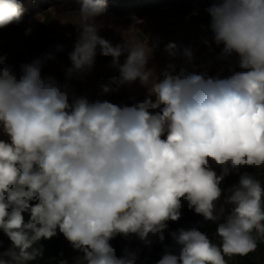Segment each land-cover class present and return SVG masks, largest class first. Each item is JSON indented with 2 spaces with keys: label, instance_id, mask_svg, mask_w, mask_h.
Segmentation results:
<instances>
[{
  "label": "clouds",
  "instance_id": "1",
  "mask_svg": "<svg viewBox=\"0 0 264 264\" xmlns=\"http://www.w3.org/2000/svg\"><path fill=\"white\" fill-rule=\"evenodd\" d=\"M206 11L222 46L217 59L232 66L224 78L171 62L178 55L171 42L157 75L145 42L113 46L99 35L105 0H81L64 84L42 75L51 53L22 64L19 78L0 56V130L8 137L0 139V230L12 243L0 264H26L39 254L29 249L57 230L87 264H135V253L117 257L109 241L135 235L145 245L151 236L163 242L183 202L216 221L220 184L230 173L239 174L227 197L235 207L216 229L218 243L195 227L180 228L170 233L178 254L166 250L157 264H228L256 251L264 187L240 169H264V0H221ZM22 16L18 0H0V28ZM98 47L118 72L102 93L139 81L148 89L142 102L89 103L74 95L67 80L94 66ZM182 55L193 60L190 48Z\"/></svg>",
  "mask_w": 264,
  "mask_h": 264
},
{
  "label": "rangeland",
  "instance_id": "2",
  "mask_svg": "<svg viewBox=\"0 0 264 264\" xmlns=\"http://www.w3.org/2000/svg\"><path fill=\"white\" fill-rule=\"evenodd\" d=\"M23 7V16L19 23H12L0 28V56H6L7 65L11 66L17 77L21 74V65L34 59L43 58L51 53L54 59L47 60L42 67V75H51L61 84L66 82V69L71 67L69 53L74 50L78 31V10L81 0H18ZM105 14L96 18L99 35L115 46L123 44L126 39H139L153 49L149 68L159 75L169 57L165 52L167 44L178 46V55L171 61L190 71H207L209 75H220L221 78L231 75L227 61L217 59L222 46L214 42L211 29V17L206 9L221 0H105ZM31 29L26 35V30ZM57 45L63 50L58 51ZM184 48L193 52V60L189 62L182 55ZM125 56H121L123 63ZM112 58L100 55L99 47L94 66L80 76L67 80L71 90L77 97L86 98L89 103L96 100H107L118 105L131 106L142 102L148 95V89L139 81L124 85L118 91L103 94L101 85L108 83L118 72L111 67ZM235 70L239 71V68ZM115 87V85H113ZM0 139L8 137L0 130ZM239 182V177L221 188L222 195L216 202V214L223 216L229 207L228 189ZM169 234L164 231L165 238ZM137 239H139L136 236ZM151 245L146 248V258L140 264H157L162 258L156 252L163 245L157 236L150 237ZM179 246L173 254H178ZM227 259V258H226ZM240 256L228 260V264H242Z\"/></svg>",
  "mask_w": 264,
  "mask_h": 264
},
{
  "label": "trees",
  "instance_id": "3",
  "mask_svg": "<svg viewBox=\"0 0 264 264\" xmlns=\"http://www.w3.org/2000/svg\"><path fill=\"white\" fill-rule=\"evenodd\" d=\"M212 167L220 172V169L215 164ZM248 172L254 178L261 182V186L264 187V169H257L253 167H242L240 173ZM239 177L237 173H230L221 182L220 188L226 186L230 181L236 180ZM216 214V213H215ZM231 214L229 207L226 209L223 216L216 214L219 219L216 221L205 220L203 216L196 214L193 210L188 207L187 202H183L181 208V217L178 221H169L167 230L169 234L164 239L163 245L156 252L158 256H163L165 251H171L172 253L178 247L170 235L171 232L177 231L180 228L191 229L197 228L201 232L206 233L209 238L214 242L218 243L219 238L216 235V229L219 223L224 221L227 215ZM25 219H28L27 213ZM109 243L115 249L117 257L125 255V250L131 253H135L136 260L135 264L142 263L146 258V248L142 245L141 241L136 238L135 235L125 237L118 235L114 239L110 240ZM12 247L10 239L0 230V253L8 250ZM36 250L39 254L26 264H60V261H66L67 264H87L84 259V255L79 250H76L72 245L64 238L63 234L57 230V235L51 239H41L33 245L29 251ZM240 263L242 264H264V238H258V247L255 252L248 254L247 256L240 257ZM23 264V262H21Z\"/></svg>",
  "mask_w": 264,
  "mask_h": 264
}]
</instances>
